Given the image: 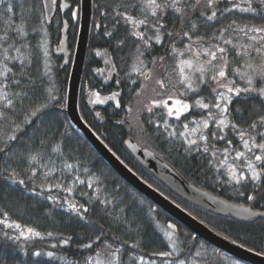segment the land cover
Wrapping results in <instances>:
<instances>
[{
    "label": "trees",
    "instance_id": "obj_1",
    "mask_svg": "<svg viewBox=\"0 0 264 264\" xmlns=\"http://www.w3.org/2000/svg\"><path fill=\"white\" fill-rule=\"evenodd\" d=\"M67 1L71 4V9L65 14L70 57L68 66L63 69L60 68L62 56L55 53L63 36L60 15L55 5L49 21L45 22L44 19L43 24L39 23L37 14L30 7L33 4L39 5L40 0H15L19 5L16 17L9 14L5 18L0 15V21L15 19L16 24H23L25 29L23 36H15L6 42L0 41V60L3 59V49L10 44L14 48L9 51V55H17L15 48L21 49L22 55V59L6 61L13 71L0 76V84H5L0 91H7L8 99L12 100V106L5 107L7 101L0 99V111L7 117L0 118V148L4 149L0 152V219H5L3 213L7 212L6 219L10 224L15 222L21 225L19 229L32 228L40 233L39 236H33L24 232V236H20L19 230H14L15 227L0 224V264H96L97 259L109 258L104 252L105 240L113 244L112 251H115L116 246H122L116 257L117 264H140L136 259L140 255L145 256L143 264L151 259L162 264V258L149 255L154 251L169 250L165 247L168 241L158 231L156 223L162 227L175 225L173 236L182 252L178 250L173 258H189L193 264H245L190 233L133 189L111 169L69 120L65 100L79 27L80 0ZM9 2L11 0H4L0 4V13H3ZM130 3H138V0H91L86 54L77 97L81 119L148 186L222 238L231 243L235 240L236 243L233 244H243L242 248H251L254 253H264L262 218L252 222H239L180 200L140 166L124 146V141L130 138L153 151L192 185L231 203L264 212V186L257 185L254 190L250 180L239 184L235 181L227 182L225 170L222 166L217 167L219 161L224 159L222 152L226 147L239 149L241 140L236 130L230 127L220 129L212 120L204 131L209 137L207 142L199 141L196 145H188L179 136L187 122L208 118L210 109L213 114L216 113L214 108L202 109L195 104L201 98L204 103H214L215 93L212 88H215L216 83L208 79V83L200 84L199 76L195 75V91H187L182 85H177L175 89L171 86L179 79V61L188 57L189 48L186 45H191V48H212L217 44L224 47L223 41L231 38L234 45L240 46L248 40L237 29L245 24L260 25L264 21L254 13L240 12L231 7L233 3L242 4V0H218L214 9H207V0H200L199 4H196V0H183L181 7L186 8L190 14L180 17L169 9L162 21L166 28L163 29L161 43L156 44L153 39L150 46H144L142 42L127 35L130 28L125 26L123 20L118 27H114L115 6L119 4L120 10H126L125 6ZM225 7L229 11L221 16ZM127 10L138 19L142 18L139 9ZM212 10L217 11V17L212 21H207L199 14L204 12L206 16ZM259 10L264 12V9ZM72 11L77 13L75 18L71 16ZM233 20L236 25L229 28ZM149 23H154V18L150 15ZM191 23H196L197 28L192 29ZM96 24L100 27H95ZM5 26V23H0V34H3ZM221 28H225L226 32L221 34ZM43 30L46 31L44 35ZM139 30L145 31L146 37L155 35L154 30L145 29L143 25ZM106 31L114 34L106 36ZM168 31L173 32L172 37L167 36ZM184 31L190 33L192 41L183 36ZM201 35L206 39L193 43ZM43 38L49 47L47 56L44 55L41 44ZM121 39L124 40L122 45L118 44ZM136 43L141 44L139 50L136 49ZM173 47L177 52H172ZM226 47V58L230 65L227 69L228 79L223 82L227 84L228 80H234L240 87H246L245 81L233 69L244 71L241 61L247 58L258 61L259 55L251 51L248 57L242 54L237 56L233 45ZM97 51L100 52L99 56L96 55ZM138 51L143 52L139 57L144 62L143 66L138 63ZM161 56L165 57L163 64L153 65V58L158 60ZM137 67L143 73L151 72V78L145 79L141 73L134 71ZM2 70L3 65L0 64V71ZM159 78H163L166 83L171 81L167 89H160L156 84ZM12 80H18L19 84H12ZM117 80L120 81L119 84L116 83ZM254 86H261L259 78ZM48 89H51L52 96L57 99H48ZM94 92H99L101 99L118 92L117 99L121 106L116 107L114 100H105L102 104L89 103L96 99L92 95ZM169 94H173L174 99L187 102L190 105L189 111L177 118L175 115L168 116L163 105L152 106L153 100H167L169 104ZM44 103L48 104L47 108L36 116H30L32 111ZM148 106L153 107L152 112L147 111ZM229 109L228 119L237 123L241 130H247L253 120L264 115V101L255 93H242L239 97L233 96ZM26 117H30L28 122H25ZM17 124L20 125L18 130ZM169 132L177 135L169 136ZM212 132L216 133V137L223 135L225 139L221 141L213 138ZM13 134L17 139L7 141V136ZM229 140L232 141L230 145ZM259 142L258 138L257 143ZM205 146L209 149L207 152L204 151ZM213 152L216 153L215 156L212 155ZM66 164L72 165V168H66ZM13 171L17 173L15 178L23 179L25 185L14 184L5 179ZM77 177L80 182H77ZM57 184L60 185L59 188L54 187ZM33 188L38 194L33 193ZM66 188H71V192H66ZM248 195H256L257 198L249 201ZM49 196L55 199H48ZM102 201L106 203H101ZM68 203L77 207L83 205L87 211L80 209L78 215L68 208ZM80 215L85 219L81 220ZM48 233L52 235L49 236ZM101 233L104 234L101 240L95 241V237ZM68 237H71L69 243L62 244L61 241ZM90 240L94 241L92 248L79 247ZM137 242L139 248L129 247ZM34 252H40L41 255H33ZM48 252H53L54 255L48 256ZM97 252L101 253L99 257ZM195 253H199V256L194 257ZM89 256L92 257L91 262L88 261ZM173 258H168L169 264Z\"/></svg>",
    "mask_w": 264,
    "mask_h": 264
},
{
    "label": "snow or ice",
    "instance_id": "obj_2",
    "mask_svg": "<svg viewBox=\"0 0 264 264\" xmlns=\"http://www.w3.org/2000/svg\"><path fill=\"white\" fill-rule=\"evenodd\" d=\"M4 0H0V4H3ZM52 5L56 4V0H50ZM183 3V0H138V3H130L125 6L126 10H120V5L117 4L113 10L114 13V27H118L121 23V20L124 21L125 26H128L130 28V31L127 33L128 36L134 38L138 42H142L144 46H150V41L155 40L156 44L161 43V38L163 33V29L166 28V24L163 23V19L167 16V11L171 9L175 14H177L180 17H184L187 13V9L184 7H181V4ZM200 0H196V4H199ZM218 3V0H207V9H214L215 5ZM243 4V6H242ZM241 3H233L231 4V7L233 9H238L240 12L244 13H254L261 21H264V12L260 11L259 9H264V0H256V6H254V0H242ZM19 5L16 4L15 0H11L6 7L4 8L3 13H0L3 17L7 18L9 14H11L13 17H16V10ZM31 11L35 14H37L39 23L43 24L44 19L48 18V9H49V3L48 0H40L39 5L33 4L30 6ZM61 8L67 7L66 4H60ZM127 9H139V13L142 14V18H137V16L130 13ZM193 11H195V6H193ZM229 8L225 7L223 11L220 13L222 16L225 12H228ZM200 16L205 17L207 21H212L216 19L217 17V11L212 10L210 14L205 16L204 12L199 13ZM149 15L154 18V23H149ZM73 18L77 16L76 12L72 13ZM0 23H5L6 26L3 30V34H0V41H7L10 38H13L15 36H23L25 35V29L23 24H16L15 19L13 20H6V21H0ZM67 25V21H65V26ZM141 25L145 26V29L154 30L155 35L154 36H145V31H140ZM236 25V21L233 20L231 24L228 26L229 28H232ZM95 27L99 28L100 25L96 24ZM191 28L196 29L197 24L191 23ZM36 29H33L35 31ZM240 33H242L249 43H246L244 45H234L233 40L231 38L224 40V47H221L219 44L214 45L211 49H204L203 52L208 56V59L204 62V64H207L209 67H205L204 64H196L194 65L192 61H186V60H180L178 67H179V79L176 81L175 84H171L172 88L175 89L177 85H182L184 89L187 91H195L193 87V78L190 74L186 73L184 71L185 67L191 69L193 72L199 73V83L200 84H206L208 83V79H206L205 74L210 72L212 73L209 77V79L216 83L217 87L212 88V92L215 93V102L211 103H204L203 99H197L195 101V104L202 108V109H210L214 108L216 110V113L218 114L219 118H216L211 110H209L208 118L203 119L202 121L193 123L197 124V127L192 128L191 131H188V124L184 125L185 131H182L179 133L180 137H183L185 139V142L188 145H196L197 140L195 139H189L191 133H197L200 132L198 139L200 141L207 142L209 137L205 134H203V129H207L209 127V120H215L216 125L220 128H226L230 127L233 130H236L239 133V137L241 142L243 143V147L245 151H237L236 152V159L241 160L242 164L240 168H237L235 163L229 164L228 163V152L229 149L226 147L224 152V159L219 161L217 167L219 166H227L226 175L228 176V181H235L237 184H239L241 181H252L253 182V189L255 190L257 188V185L264 186V115H259L257 119L253 120L249 125L247 130H241L240 126L235 123L232 120L228 119L229 114V102L233 100V96L239 97L242 93L243 94H251L255 93L258 95V97L261 99V101H264V23H261L260 25L252 24L248 25L245 24L244 27L237 29ZM221 34L226 32L225 28L220 29ZM114 33L112 31H106L104 35L106 36H112ZM167 36L172 37L173 32L168 31ZM183 36L187 37L189 41H192V36L188 31L183 32ZM206 39L205 36H197L196 41H193V43H196L198 41H204ZM208 39H211L210 37ZM124 40L121 39L118 41V44H123ZM227 45H233V48L236 49V55H243L245 57L249 56V51L254 49V51L259 55V62L257 63L253 58H249V61L244 64V71H241L240 69H233L234 73L236 75H239L240 79L245 81L246 87H240L236 84L234 80H228V83L225 84L223 81L228 79L227 76V69L229 68L230 61L226 58L228 56V48ZM2 47V45H0ZM25 47H28L25 45ZM141 47L140 43H136V49L139 50ZM189 50H191V45H186ZM14 48V45L10 44L8 48L3 49V59L0 60V64L3 65V70L0 71V76L5 75L6 73H11L13 70L11 67L8 66L6 61L9 60H15L17 58L22 59L21 55V49L15 48V51L17 53L16 56L9 55V51ZM172 52H177V49L175 47L172 48ZM44 55L47 56V51L44 52ZM96 55L99 56L100 52L97 51ZM143 55V52L138 51L137 60L138 63L143 66V61L139 60V57ZM195 57L199 58L201 55L200 51H196L194 53ZM221 60L222 63L217 65L214 63L217 60ZM165 60L164 56L157 58H153L152 64L156 65L157 63L163 64ZM113 70H115V65H113ZM99 72L100 70L97 69ZM134 71H137L141 73L145 77V79L151 78V72L149 73H143L141 72V68H134ZM259 78V82L261 83L260 87H255L254 82L256 79ZM12 84L18 85V80H12ZM117 84L120 83L119 80L116 81ZM171 83L169 81L168 83L165 82L163 78H159L156 80V84L159 86L160 89H167L168 84ZM5 87V84H0V89H3ZM219 89V90H218ZM48 99H57L56 97L52 96L51 89H48ZM185 93H181V95H184ZM18 95V94H17ZM27 95V94H25ZM96 97L95 100H90L89 103H104L105 100H114L116 101V107H120V101L117 99L119 96L118 92H113L110 96L105 97L104 99L100 98L99 92L92 93ZM0 99L6 100L7 104L5 107H11L12 106V100L8 99V93L7 91H0ZM168 100H172V107H169L167 100H153L152 106L157 105H163L164 108H166L167 115L173 116L175 115L177 118L181 116L182 113L188 112L190 105L181 100V99H174L172 96L168 97ZM148 106L147 111L152 112L153 107ZM48 107L47 103L41 104L38 108H36L34 111L30 113V116H36L38 112ZM173 108H175V112L173 111ZM0 118L7 119V117L4 116V113L0 111ZM30 117H26L25 122H28ZM203 125V128L200 127V125ZM165 125H167V120H165ZM20 128V125H16V130ZM167 130V129H166ZM169 136H175L177 135L175 132H169ZM212 137L219 139L223 141L225 137L223 135L216 137V133L212 132ZM260 139V142L257 143V139ZM17 137L15 134L8 135L6 140L7 141H13L16 140ZM232 141H228V144L230 145ZM209 149L207 146L204 147V151L207 152ZM254 150H258L259 154H256ZM4 149L0 148V152H3ZM246 153L251 154L253 158H248V155ZM213 156L216 155L215 152L212 153ZM32 159H35V157H32ZM211 164V161H209ZM66 168H72V165L66 164ZM34 171V170H33ZM17 173L12 172L10 175L6 176L5 179L11 180L14 184L19 185H25V181L23 179L17 180L16 177ZM77 182L79 181V178L77 177ZM54 187L59 188L60 185H54ZM89 187H91V184H89ZM66 192H71V188L64 189ZM33 193H36L35 188L32 189ZM240 195H244V193H240ZM264 195V194H262ZM257 197L256 195H248L247 200L253 201ZM48 199H55L54 197L49 196ZM67 202V201H66ZM101 203H106V201H102ZM68 208L71 209L73 212H76L78 215L80 214V209H83L84 212L87 211L86 208H84L83 205L77 207V205L68 203ZM245 212H249V209H244ZM250 215H259L264 217V212L260 213H249ZM7 212L3 213V216L5 219H0V224H4L6 227H15L20 228L21 225L13 222L12 224L8 223ZM80 219L84 220L85 217L83 215H80ZM102 227V226H101ZM170 229L175 228V225H168ZM26 231L33 235V236H39L40 233L36 232L32 228L26 229ZM49 236H51V233H48ZM104 234L101 233V235H98L95 237V241H100L101 237ZM20 236H24V231L20 232ZM165 236L168 238V244L165 245L169 250L167 251H154L150 253L149 255L151 257H158L162 258V264H169L168 258H173L174 254H176L179 251L182 252L180 244L177 243L176 239H173V235L170 232H165ZM227 238V237H226ZM16 239H19V237H16ZM71 240V237H68L67 239H64L61 241L62 244H68ZM233 243H236L235 240L232 241ZM94 241H89L88 243L81 244L79 247L90 249L93 246ZM127 244V241L124 242ZM122 246H116L115 251H112L113 244L107 242L105 240L104 242V252L106 254L107 258L104 262V264H117L116 257H118L119 253L121 252ZM130 248L137 249L140 247L139 243H133L129 245ZM240 247H244L243 244L240 245ZM249 251H252L251 248L248 249ZM48 256H53V252L46 253ZM264 253H257V255H261ZM33 255L39 256L41 255L40 252H34ZM96 255L99 257L101 255L100 252H97ZM199 253H195L194 257H198ZM140 264H143L145 261V256L140 255L136 258ZM88 261H92V257H88ZM96 264H101V261L97 260ZM147 264H157L156 259H151L147 261ZM171 264H193L192 259L186 258V259H179V258H173L171 260Z\"/></svg>",
    "mask_w": 264,
    "mask_h": 264
},
{
    "label": "water",
    "instance_id": "obj_3",
    "mask_svg": "<svg viewBox=\"0 0 264 264\" xmlns=\"http://www.w3.org/2000/svg\"><path fill=\"white\" fill-rule=\"evenodd\" d=\"M60 4H66L67 7L61 8ZM55 7L61 17L63 33L60 40V47L55 50V53L62 56L60 68L63 69L68 66L70 57V51L67 47L68 25L65 26V14L71 9V4L67 0H56ZM90 18L91 0H80L79 27L73 57L70 63L65 100V111L69 120L113 171L133 189L149 199L190 233L242 263L264 264V256L257 255V253L244 249L222 238L200 221L179 208L168 198L148 186L130 171L81 119L77 109V97L86 54ZM124 146L140 166H142L166 190L180 200L208 210L213 214L228 217L239 222H252L259 218L264 220L262 216L249 214L260 213L262 211L253 210L242 204L231 203L192 185L182 178L171 165L156 156L153 151L140 146L134 140L130 138L126 139L124 141ZM244 209H249V212H245Z\"/></svg>",
    "mask_w": 264,
    "mask_h": 264
},
{
    "label": "rangeland",
    "instance_id": "obj_4",
    "mask_svg": "<svg viewBox=\"0 0 264 264\" xmlns=\"http://www.w3.org/2000/svg\"><path fill=\"white\" fill-rule=\"evenodd\" d=\"M48 3H49L48 18L45 19V22H48V21H49V19H50V17H51V13L53 12V6H54V5L51 4L50 0H48ZM73 12H75V11H72V13H73ZM72 13H71V16H72ZM72 17H73V16H72ZM45 32H46V31L43 30V35L45 34ZM247 43H249V41H247ZM41 44H42V46H43V51H44V52H45V51H48L49 47H48V44H47V41L45 40V38L41 39ZM245 44H246V43H245ZM243 45H244V44H243ZM204 49H211V47H209V48H206V47H194V48H191V50L188 51V53H187V56H188V57H187L185 60H186V61H192L194 65H196V64H204V62L208 59V56L203 52ZM196 51H200V52H201V55H200L199 58L195 57V55H194V53H195ZM251 51L254 52V49L250 50L249 52H251ZM258 58H259V57H258ZM258 58H257V59H258ZM244 60H245V62H244ZM248 61H249L248 58H247V59H243V60L241 61V62H242V67H243L244 64L247 63ZM255 61H256V59H255ZM256 62L258 63V62H259V59H258V61H256ZM214 63H216L217 65H219V64L222 63V61L218 59V60L215 61ZM204 66H205L206 68L209 67L207 64H204ZM243 69H244V67H243ZM184 71L192 76L193 81H195V75L199 76V73L193 72L191 69H189V68H187V67H185ZM211 74H212V73H210V72L206 73V74H205L206 79H209V77H210ZM216 87H217V85L215 86V88H216ZM218 90H219V89H218ZM215 95H216V94H215ZM169 96H172L173 98H175V96H174L173 94H169L168 97H169ZM169 101H170V103H169L168 105H169V107H172V100H169ZM214 102H215V101H214ZM166 110H167V109H166ZM210 110H211V109H210ZM167 111H168V110H167ZM173 111L175 112V108H173ZM214 116H215L216 118H219L217 113H215ZM205 119H207V118H205ZM202 120H203V119H198V120H191L190 122H187L186 124H188V126H189V127H188V131L190 132L192 128L197 127V124H196V123H193L194 121L199 122V121H202ZM213 120H214V119H213ZM211 121H212V120H209L208 123L210 124ZM214 121H215V120H214ZM200 127L203 128V125L201 124ZM182 131H185V129H183ZM204 131H205V129H203V134H204ZM200 134H201L200 132H197V133H191L190 136H189L188 138H189V139H195V140H197V142H199L200 140L198 139V137H199ZM237 151H245L242 142H241V144H240L239 149H229V152H228V163H229V164L235 163V165L237 166V168H240V166H241V164H242V159H241V160H237V159H236V152H237ZM254 151L256 152V154H259L258 150H254ZM222 154H223V158H224V152H222ZM246 155H248V158H250V159L253 158L251 154L246 153ZM221 168H223V169L225 170V173H226V171H227V166L225 165V166H222ZM8 223H9V222H8ZM9 224H10V223H9ZM168 225H170V224H168ZM168 225H166L165 227H162L160 224L156 223V227H157L158 231H159L160 233H162L164 236H165V232H170V233H172V235L174 234V230H175V229H174V228L170 229V228L168 227ZM16 229L19 230V233H20L21 231L27 232L26 229L15 228L14 230H15L16 232H17ZM27 233H28V232H27ZM165 238H166V240L168 241V238H167L166 236H165ZM173 239H174V236H173ZM168 242H169V241H168ZM97 260L101 261V264H104V262H105V260H104L103 258H101V259H97ZM97 260H96V261H97Z\"/></svg>",
    "mask_w": 264,
    "mask_h": 264
},
{
    "label": "bare ground",
    "instance_id": "obj_5",
    "mask_svg": "<svg viewBox=\"0 0 264 264\" xmlns=\"http://www.w3.org/2000/svg\"><path fill=\"white\" fill-rule=\"evenodd\" d=\"M60 19H61V17H60Z\"/></svg>",
    "mask_w": 264,
    "mask_h": 264
},
{
    "label": "flooded vegetation",
    "instance_id": "obj_6",
    "mask_svg": "<svg viewBox=\"0 0 264 264\" xmlns=\"http://www.w3.org/2000/svg\"><path fill=\"white\" fill-rule=\"evenodd\" d=\"M56 9V8H55Z\"/></svg>",
    "mask_w": 264,
    "mask_h": 264
}]
</instances>
